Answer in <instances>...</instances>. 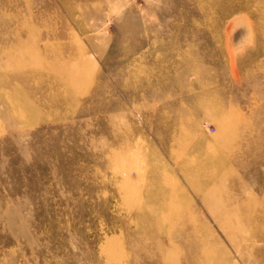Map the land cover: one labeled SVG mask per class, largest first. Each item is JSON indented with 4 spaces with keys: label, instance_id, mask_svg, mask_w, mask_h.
Masks as SVG:
<instances>
[{
    "label": "rangeland",
    "instance_id": "obj_1",
    "mask_svg": "<svg viewBox=\"0 0 264 264\" xmlns=\"http://www.w3.org/2000/svg\"><path fill=\"white\" fill-rule=\"evenodd\" d=\"M0 264H264V0H0Z\"/></svg>",
    "mask_w": 264,
    "mask_h": 264
},
{
    "label": "bare ground",
    "instance_id": "obj_2",
    "mask_svg": "<svg viewBox=\"0 0 264 264\" xmlns=\"http://www.w3.org/2000/svg\"><path fill=\"white\" fill-rule=\"evenodd\" d=\"M238 34V33H237Z\"/></svg>",
    "mask_w": 264,
    "mask_h": 264
}]
</instances>
